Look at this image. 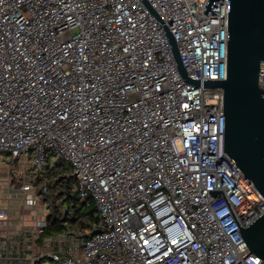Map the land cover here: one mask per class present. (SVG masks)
Returning <instances> with one entry per match:
<instances>
[{
	"label": "built area",
	"instance_id": "2783aa9c",
	"mask_svg": "<svg viewBox=\"0 0 264 264\" xmlns=\"http://www.w3.org/2000/svg\"><path fill=\"white\" fill-rule=\"evenodd\" d=\"M146 1L0 0V152L31 159L0 166V264H264L209 192L242 227L264 213L204 85L227 77L229 0ZM59 162L96 207L88 230L45 232Z\"/></svg>",
	"mask_w": 264,
	"mask_h": 264
},
{
	"label": "water",
	"instance_id": "95a60500",
	"mask_svg": "<svg viewBox=\"0 0 264 264\" xmlns=\"http://www.w3.org/2000/svg\"><path fill=\"white\" fill-rule=\"evenodd\" d=\"M218 0H208L205 14ZM225 1V0H224ZM154 12L152 6L145 0ZM178 68L185 79L196 86L182 63L177 42L167 28ZM264 60V0H229L227 77L205 80L206 87L223 88L225 115L224 151L245 177L264 196V89L259 85L260 63ZM222 192L240 228L249 250L264 260V213L242 227L223 190Z\"/></svg>",
	"mask_w": 264,
	"mask_h": 264
},
{
	"label": "trees",
	"instance_id": "16d2710c",
	"mask_svg": "<svg viewBox=\"0 0 264 264\" xmlns=\"http://www.w3.org/2000/svg\"><path fill=\"white\" fill-rule=\"evenodd\" d=\"M70 168L64 163L56 166H47V174L53 178L49 188V197L54 202L55 199H62V207L53 205L47 219L48 226L46 233L51 234L64 230L67 226L81 231L88 230L91 223L97 219V210L88 198H81L74 191L75 179L72 176L63 177V173H68Z\"/></svg>",
	"mask_w": 264,
	"mask_h": 264
},
{
	"label": "rangeland",
	"instance_id": "374dc122",
	"mask_svg": "<svg viewBox=\"0 0 264 264\" xmlns=\"http://www.w3.org/2000/svg\"><path fill=\"white\" fill-rule=\"evenodd\" d=\"M50 162L52 163V159L50 160ZM0 166L3 169L11 170L12 173L15 171H17L18 173H22V171L25 169V171H27V174H30L31 159H29L26 164H22L21 159L14 160V158H9L7 154L0 152ZM15 183H17V180H15ZM47 202L50 208H52L53 205L62 207V199L60 198L55 199L54 202L52 201V198H49ZM62 210H65L64 206L62 207Z\"/></svg>",
	"mask_w": 264,
	"mask_h": 264
}]
</instances>
